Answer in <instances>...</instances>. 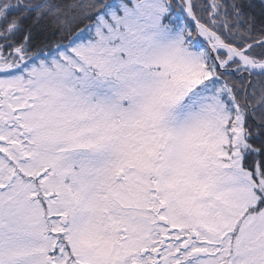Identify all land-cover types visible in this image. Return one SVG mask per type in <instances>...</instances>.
I'll return each instance as SVG.
<instances>
[{"label": "snow or ice", "instance_id": "snow-or-ice-1", "mask_svg": "<svg viewBox=\"0 0 264 264\" xmlns=\"http://www.w3.org/2000/svg\"><path fill=\"white\" fill-rule=\"evenodd\" d=\"M0 264H264V0H0Z\"/></svg>", "mask_w": 264, "mask_h": 264}, {"label": "trees", "instance_id": "trees-1", "mask_svg": "<svg viewBox=\"0 0 264 264\" xmlns=\"http://www.w3.org/2000/svg\"><path fill=\"white\" fill-rule=\"evenodd\" d=\"M253 2L258 4L260 0H253Z\"/></svg>", "mask_w": 264, "mask_h": 264}]
</instances>
